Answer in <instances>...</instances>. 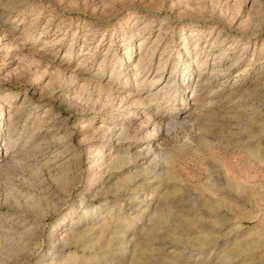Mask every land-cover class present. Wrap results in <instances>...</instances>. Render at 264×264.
I'll return each instance as SVG.
<instances>
[{
    "label": "rangeland",
    "instance_id": "1",
    "mask_svg": "<svg viewBox=\"0 0 264 264\" xmlns=\"http://www.w3.org/2000/svg\"><path fill=\"white\" fill-rule=\"evenodd\" d=\"M0 264H264V0H0Z\"/></svg>",
    "mask_w": 264,
    "mask_h": 264
},
{
    "label": "bare ground",
    "instance_id": "2",
    "mask_svg": "<svg viewBox=\"0 0 264 264\" xmlns=\"http://www.w3.org/2000/svg\"><path fill=\"white\" fill-rule=\"evenodd\" d=\"M140 61H141V60H140ZM142 68H143V67L141 66V67L139 68V70L142 69ZM158 79H160V77L155 76V77L153 78V80H152V83L154 84L156 81H158ZM141 82H143V81H141ZM161 118H163L161 122H160L159 120H158V121H155V122H156V125H158V127H159L158 131H159L162 127H164V126H166V127H170L172 124L175 123L174 117H169V118L161 117ZM150 148H151V147H150ZM152 149H153V148H152ZM152 149H149L148 154L152 151ZM148 154H146V156H145L144 158H147V157H148ZM261 240H262V239H261ZM259 246H261V245H259ZM259 248H260V247H259Z\"/></svg>",
    "mask_w": 264,
    "mask_h": 264
}]
</instances>
